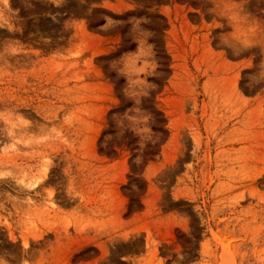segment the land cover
<instances>
[{
  "label": "rangeland",
  "instance_id": "obj_1",
  "mask_svg": "<svg viewBox=\"0 0 264 264\" xmlns=\"http://www.w3.org/2000/svg\"><path fill=\"white\" fill-rule=\"evenodd\" d=\"M0 264H264V0H0Z\"/></svg>",
  "mask_w": 264,
  "mask_h": 264
},
{
  "label": "trees",
  "instance_id": "obj_2",
  "mask_svg": "<svg viewBox=\"0 0 264 264\" xmlns=\"http://www.w3.org/2000/svg\"><path fill=\"white\" fill-rule=\"evenodd\" d=\"M103 22H104V21H101L99 24H102ZM134 46H135V44H134V43H131V44H130L129 46H127L126 48H123L122 51H125V50H131V49L134 48ZM118 81H119V82H122L123 79H122V78H119ZM127 104H129V103H127Z\"/></svg>",
  "mask_w": 264,
  "mask_h": 264
}]
</instances>
